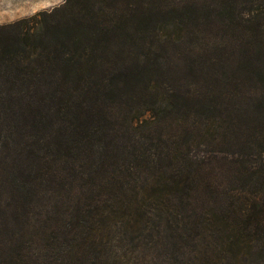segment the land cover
<instances>
[{
  "label": "trees",
  "instance_id": "1",
  "mask_svg": "<svg viewBox=\"0 0 264 264\" xmlns=\"http://www.w3.org/2000/svg\"><path fill=\"white\" fill-rule=\"evenodd\" d=\"M264 264V0H62L0 23V264Z\"/></svg>",
  "mask_w": 264,
  "mask_h": 264
},
{
  "label": "rangeland",
  "instance_id": "2",
  "mask_svg": "<svg viewBox=\"0 0 264 264\" xmlns=\"http://www.w3.org/2000/svg\"><path fill=\"white\" fill-rule=\"evenodd\" d=\"M61 2L62 0H0V23L29 16Z\"/></svg>",
  "mask_w": 264,
  "mask_h": 264
}]
</instances>
